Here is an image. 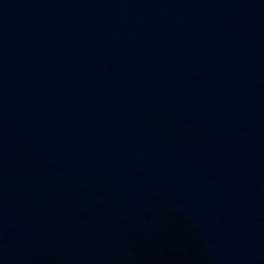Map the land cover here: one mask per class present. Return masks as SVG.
Returning <instances> with one entry per match:
<instances>
[{
  "label": "water",
  "instance_id": "water-1",
  "mask_svg": "<svg viewBox=\"0 0 264 264\" xmlns=\"http://www.w3.org/2000/svg\"><path fill=\"white\" fill-rule=\"evenodd\" d=\"M0 264H264V0H0Z\"/></svg>",
  "mask_w": 264,
  "mask_h": 264
}]
</instances>
